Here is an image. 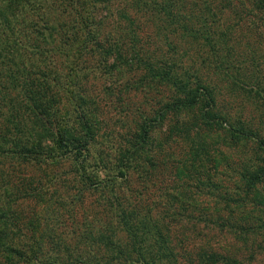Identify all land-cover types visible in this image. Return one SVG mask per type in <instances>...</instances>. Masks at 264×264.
<instances>
[{
  "label": "trees",
  "instance_id": "1",
  "mask_svg": "<svg viewBox=\"0 0 264 264\" xmlns=\"http://www.w3.org/2000/svg\"><path fill=\"white\" fill-rule=\"evenodd\" d=\"M239 1L242 6L249 5L235 13L239 21L256 18L264 26V0ZM110 2L0 0V165L4 171L0 175V264H173L174 255L158 217L131 202L122 191L131 193L126 181L147 146L146 122L125 136V144L110 166L101 156L89 163L98 145L95 104L83 87L90 75L106 76L123 67L141 72L135 86H127L128 92L151 83L171 90L172 102L155 113L157 120L200 102L204 124L209 126L222 116L211 113L214 90L198 78L193 84L179 62L186 53H178L181 43L199 45L207 49L202 64L214 65V71L217 67L226 74L234 70L232 86L264 105L263 68L255 63L250 75L238 72L231 59L239 41L234 37L235 43L229 44L230 28L222 31L218 24L212 26L200 16L182 15L176 9L178 1L134 0L129 12L110 10ZM216 15L210 13L214 24ZM144 22L158 27L169 57L148 53L149 43L142 44ZM258 33L263 36L264 31L252 28L249 35ZM72 86L76 89H70ZM225 122L220 121V126ZM189 130L183 125L180 132L171 130L168 138L175 133L187 138ZM228 131L233 145L259 139L258 144L264 146L259 129L249 123L237 121ZM199 149L204 151L202 146ZM63 163L68 173L55 175L53 169ZM99 170L111 172L107 179L92 183L86 172L96 176ZM68 174L75 179L65 180ZM239 174L243 199H226L237 205L264 183V166ZM70 180L77 186L71 202L81 206L86 193H99L103 217L79 220L76 209L72 210L74 216L72 213L65 232L57 214H47L45 209L55 203L56 186L68 190Z\"/></svg>",
  "mask_w": 264,
  "mask_h": 264
},
{
  "label": "rangeland",
  "instance_id": "2",
  "mask_svg": "<svg viewBox=\"0 0 264 264\" xmlns=\"http://www.w3.org/2000/svg\"><path fill=\"white\" fill-rule=\"evenodd\" d=\"M133 1L111 0L109 7L112 11L125 9L129 12ZM172 1H178L176 9L182 15L200 16L212 26L218 24L222 31L230 28L229 44L235 43L234 37L239 41L231 63L237 66L241 75L253 71L254 64L258 63L264 76V34L258 33L262 39L258 34L249 35L252 28L263 32L264 26L256 18L243 17L239 21L235 14L242 6L239 0ZM242 7L248 9L249 5L245 3ZM210 13L217 14L214 19L217 23H212ZM142 25V44L149 43L148 53L153 51L157 56L169 57V47L164 44L163 35H159L158 27L151 22ZM182 51L186 52L179 60L182 72L191 77L193 84L198 78L200 83L213 88L215 104L211 113L222 116L215 118L216 123L205 125L202 104L198 102L191 108L168 113L157 120L155 113L172 102L169 88L151 83L128 92L127 86L134 87L133 83L141 77V72H128L125 67L106 76L96 72L88 77L86 86L83 85L88 89V99L93 100L96 108L94 121L98 145L89 163H95V158L101 156L110 166L111 159L117 157L118 149L125 144V136L138 131V126L145 121L149 129L147 146L140 163L130 171L126 181L131 193L126 189L122 191L131 202L151 210V214L158 217L156 219L160 220L174 255L173 264H264V183L257 186L248 200L240 205L226 200L243 199L239 173L253 172L264 166V146L258 144L259 139L239 141L233 145L228 139V128L237 121H244L259 129L260 138L264 140V105L232 86L234 70L230 69L227 76L223 69L216 67L214 71V65L202 64L201 60L207 58L206 47L181 43L178 53ZM62 73L64 75L67 71ZM241 81L244 80L238 82ZM59 82L65 83V79H59ZM70 89L76 88L72 86ZM220 121H226L222 127ZM183 125L190 128L185 135L187 138L182 133L168 138L171 130L180 132ZM196 135L200 138L197 139ZM200 146L204 151L199 149ZM149 159L152 161L150 165L146 163ZM2 168L0 165L1 176L4 173ZM53 171L55 175L65 176L68 168L63 163ZM110 172L99 170L94 173L96 176L86 173L92 183H99L107 179ZM36 175L42 177L43 174L36 172ZM66 178L75 179L71 174ZM72 180L68 190L56 186L57 194L52 198L55 203L45 209L47 214H57L65 232V227L71 222V214L74 216L72 210L76 209L75 215L79 220L103 217V201L99 193H86L81 206L71 202L77 191ZM53 191L52 188L49 193Z\"/></svg>",
  "mask_w": 264,
  "mask_h": 264
}]
</instances>
